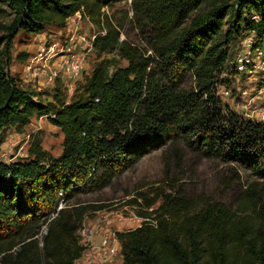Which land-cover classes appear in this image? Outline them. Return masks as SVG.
<instances>
[{
	"label": "trees",
	"instance_id": "16d2710c",
	"mask_svg": "<svg viewBox=\"0 0 264 264\" xmlns=\"http://www.w3.org/2000/svg\"><path fill=\"white\" fill-rule=\"evenodd\" d=\"M117 1L0 0V144L6 129L20 133L32 117L62 135L56 156L30 137L25 156L0 161V264H74L84 217L107 207L78 196L179 144L226 168L221 183L235 186L233 205L189 195L177 178L136 193L125 204L142 222L115 232L119 264H264V123L214 93L233 36L244 29L264 38V0H130L131 16L115 17ZM75 13L96 28L97 60L68 99L58 83L43 93L9 74L16 33L61 29Z\"/></svg>",
	"mask_w": 264,
	"mask_h": 264
},
{
	"label": "rangeland",
	"instance_id": "374dc122",
	"mask_svg": "<svg viewBox=\"0 0 264 264\" xmlns=\"http://www.w3.org/2000/svg\"><path fill=\"white\" fill-rule=\"evenodd\" d=\"M226 1L231 5L237 2ZM111 9L117 11L115 17L118 13L122 14L123 10H126L128 17L132 14L130 0L114 2ZM243 13L250 15L247 10H243ZM124 30L130 41L140 44L141 35L137 30L129 24H125ZM95 32L96 28L78 13L69 17L61 29L48 27L37 34L18 32L12 41L8 72L18 77L23 86L43 93L50 92L54 84L58 83L68 99L97 60L91 49L85 51V46L90 45ZM122 37L124 35L121 33ZM75 41H79V45ZM81 44L83 48H80ZM226 49V59L214 86L215 95L221 104L241 117L264 123V38L258 40L252 32L242 29L233 36ZM78 52L85 54L83 67L78 77L71 79L66 76L61 65L70 57L69 54ZM112 55L103 53L99 59ZM117 61L124 64L121 60ZM30 137L37 138L41 148L51 156L61 151L62 135L59 129L45 117H32L20 133L13 128L5 130L0 144V161L7 163L25 156ZM177 148L178 152L172 155L173 150L169 145L161 146L142 156L133 167L125 170L99 192L78 196L90 203H104L107 207L84 217L77 234L78 243L84 249L74 264H119L121 256L120 253L115 254L119 249L115 232L133 229L142 222L136 214L137 208L125 204L126 201L150 187L163 188L172 178H177L176 186L183 187L189 195L222 199L227 205H233L231 201L235 186L232 184L228 189L221 183V177H227L226 168L216 160L197 156L182 144ZM177 156H181V159L176 164ZM166 165L167 175L164 174ZM42 232L35 236L38 241ZM103 238H106L108 246L117 249L115 255L104 257L101 254Z\"/></svg>",
	"mask_w": 264,
	"mask_h": 264
},
{
	"label": "built area",
	"instance_id": "2783aa9c",
	"mask_svg": "<svg viewBox=\"0 0 264 264\" xmlns=\"http://www.w3.org/2000/svg\"><path fill=\"white\" fill-rule=\"evenodd\" d=\"M92 38H93V36L91 37V39ZM82 46H83V44L80 45V48H83ZM85 47H86L85 51H89L91 49L89 44H87V46H85ZM84 55H85L84 52H78L76 54H71V55H69L70 57H68L67 59H65L62 62L61 67H62L63 71L67 74L66 76L71 77V79H76L78 77V75L80 74V70L83 67ZM49 77L51 78V76H49ZM59 207H61V203H58V206L56 209H58ZM115 249L112 246H108V244H106V238L102 239V243H101V251L102 252H101V254L104 257H110V256L115 255V254L117 255L119 253V249L116 253H115Z\"/></svg>",
	"mask_w": 264,
	"mask_h": 264
},
{
	"label": "crops",
	"instance_id": "0c3cea01",
	"mask_svg": "<svg viewBox=\"0 0 264 264\" xmlns=\"http://www.w3.org/2000/svg\"><path fill=\"white\" fill-rule=\"evenodd\" d=\"M76 40H77V39H76ZM75 42H76L77 45H79V41H75ZM69 55H71V54H69Z\"/></svg>",
	"mask_w": 264,
	"mask_h": 264
}]
</instances>
